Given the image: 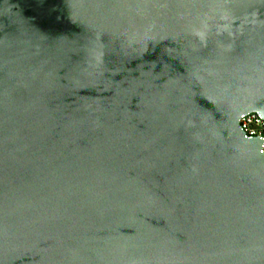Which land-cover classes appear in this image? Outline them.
<instances>
[{"label":"water","instance_id":"1","mask_svg":"<svg viewBox=\"0 0 264 264\" xmlns=\"http://www.w3.org/2000/svg\"><path fill=\"white\" fill-rule=\"evenodd\" d=\"M264 0H0V264H264Z\"/></svg>","mask_w":264,"mask_h":264},{"label":"built area","instance_id":"2","mask_svg":"<svg viewBox=\"0 0 264 264\" xmlns=\"http://www.w3.org/2000/svg\"><path fill=\"white\" fill-rule=\"evenodd\" d=\"M239 128L247 138H258L261 141V151L264 153V117L258 112L241 115Z\"/></svg>","mask_w":264,"mask_h":264}]
</instances>
